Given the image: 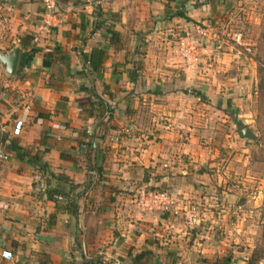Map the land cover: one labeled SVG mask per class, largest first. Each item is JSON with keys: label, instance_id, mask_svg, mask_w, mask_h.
I'll list each match as a JSON object with an SVG mask.
<instances>
[{"label": "crops", "instance_id": "1", "mask_svg": "<svg viewBox=\"0 0 264 264\" xmlns=\"http://www.w3.org/2000/svg\"><path fill=\"white\" fill-rule=\"evenodd\" d=\"M183 5L180 0H59L61 24L47 45H35L31 36L41 4L0 0V52L20 47L13 78H7L0 65V132L4 128L8 133H1L7 141L0 145L11 154L0 171V264H80L96 253L110 255L114 250L122 256L124 251L154 254L174 249L183 225L171 214H141L134 203L141 185L172 187L181 201L196 200L204 209L211 206L212 197H201L206 201L198 197L203 188L199 183H207L202 179L208 180V172L204 168L197 172L194 160L186 163L187 157L198 153L193 149V134L188 143L176 142L177 126L172 129L163 120L177 123L190 110L186 102L202 104L192 90L202 92L210 104L219 103L210 87L195 81L196 72L172 66L170 60L168 66L165 58L152 56L153 41L160 37L156 33L178 34L202 19L199 8L186 4L182 9ZM177 9L191 20L174 16ZM19 37L23 45L16 43ZM139 37L148 43L141 69L134 66ZM94 48L107 54L97 69L88 65ZM92 91L114 108L112 117L96 120L88 111L90 102L93 108L100 105L95 104ZM156 98L178 99L183 106L175 110L176 103L174 108L162 105L158 121L156 117L141 121L142 106ZM193 116L187 115L197 119L196 113ZM19 120L22 127L14 135ZM11 139L31 155L39 152L41 162L18 160L8 148ZM59 176L68 181L58 180ZM58 187L75 200V215L66 202L48 199L47 190ZM201 213L205 219L212 218ZM77 232L82 233L77 236L79 249L72 247ZM104 236L110 241L101 239ZM159 261L168 260L162 256Z\"/></svg>", "mask_w": 264, "mask_h": 264}, {"label": "rangeland", "instance_id": "2", "mask_svg": "<svg viewBox=\"0 0 264 264\" xmlns=\"http://www.w3.org/2000/svg\"><path fill=\"white\" fill-rule=\"evenodd\" d=\"M180 3L196 6L203 12V17L178 34L156 33L160 37L152 39L153 59L165 58V62L170 60L172 66L196 72L195 81L210 87L214 101L219 104H210L202 92L192 90L191 95L199 97L202 104L186 102L187 108L190 107L186 113L191 116L196 113L197 119L188 118L187 114L178 117L177 123L163 122H168L172 129L177 126L176 142L188 143L189 136L193 134V149L198 153L192 158L187 157L186 163L194 160L196 171L201 172L204 168L209 175L208 180L202 179L207 183H199L203 188L197 195L200 198L212 197L211 206L206 205L204 209V204L196 200V203L180 200L178 205L182 209L194 205L200 214H210V220L219 221V224L211 223L201 215V225L191 229L185 225L181 215L168 212L176 223L183 225L180 228H184L177 245L172 247L174 249L147 253L139 263L133 261L135 254L142 252L137 250H133L132 255L124 254V251L122 256L116 250L110 255L96 253L92 259L106 257V260L101 259L104 264L125 259H130L133 264H264V0H180ZM196 25H210L213 30L200 35L196 33ZM187 31L197 40L194 43L197 52L191 61H187L178 50L180 38ZM143 39L139 37L136 47L137 60L142 64L144 56L141 53L148 50V43ZM174 103L175 110H180L178 106L182 103L178 99L162 102L156 98L154 102H147L139 113L141 121L151 122L153 117L158 121L164 112L160 106L174 108ZM87 109L96 120L112 117L114 110L109 107L105 111L99 106L95 109L91 104ZM244 126L254 131L255 140L242 139L237 135ZM190 127H194V133ZM5 130L2 133L8 136ZM200 160L204 161L203 166H200ZM142 188L150 189L141 185L138 190ZM161 189L176 194L172 187L163 186ZM70 199L64 195L57 202L61 205L66 202L68 206ZM209 225L213 227L209 228ZM80 233H76L72 246L77 249L80 248L77 238ZM101 239L109 242L111 237ZM162 256L168 261L160 262Z\"/></svg>", "mask_w": 264, "mask_h": 264}, {"label": "built area", "instance_id": "3", "mask_svg": "<svg viewBox=\"0 0 264 264\" xmlns=\"http://www.w3.org/2000/svg\"><path fill=\"white\" fill-rule=\"evenodd\" d=\"M42 6V12L39 15L36 23V30L31 36V42L33 44H46L49 42L52 32L61 24V18L58 14L59 0H37ZM1 27V25H0ZM210 25L199 26L196 25V33L200 35H206L207 32L212 31ZM194 34L191 32H185L180 38L178 44V50L182 56L191 61L192 56L196 55V45L194 43L197 40L194 38ZM16 43H21V38L16 39ZM22 127V121L19 120L14 125L13 134L18 135ZM4 128L1 129V133L5 132ZM4 134V133H2ZM59 138V137H58ZM10 152L5 146L0 145V171L4 163L10 160ZM179 198L176 194L168 190H152L142 188L137 190L134 197V203L137 210L141 214H165L172 213L182 217L185 225L191 229L197 228L201 225L203 219L202 214L198 211V208L194 205H188L186 208L182 209L179 204ZM9 256V253L5 254Z\"/></svg>", "mask_w": 264, "mask_h": 264}, {"label": "trees", "instance_id": "4", "mask_svg": "<svg viewBox=\"0 0 264 264\" xmlns=\"http://www.w3.org/2000/svg\"><path fill=\"white\" fill-rule=\"evenodd\" d=\"M168 5H169V3H168ZM185 5L182 6V9L186 8ZM188 7H196V6H188ZM173 15L176 16V17H182V18H184V19H186L188 21L191 20L189 17H187L184 14V11L181 10V9H177L176 12ZM112 35L115 36L118 39L119 34L117 32H113ZM21 45H23L22 40H21ZM136 53H138L137 50H136ZM144 54H145V52L141 53L142 56H144ZM106 58H107V54H106V50L105 49H103V48H94L89 53L88 65H89V67L91 69L101 68L103 66V63H104ZM134 66L137 69H141L142 68V63L137 60L136 62H134ZM92 94H93L94 98L97 100L95 102V104L100 103L99 106H102V108H104L105 111L108 110L109 107L106 104V102L103 101V100H100V96L95 91H92ZM90 104H91V102H90ZM91 105H92V107H94L93 103ZM6 141H7L6 137H2L1 138V143L4 144V143H6ZM8 148L10 149V151H12L14 153V155L16 156V158L18 160L28 159V161H31V162H39V163L41 162V155L39 154V152L35 153L34 155H31L26 150V148L21 147L15 139H11L8 142ZM41 168L42 169L46 168V165H44V164L41 165ZM91 170H97L98 172H100L101 168L100 167H92ZM51 176L54 177L53 174H51ZM58 180H60V181L61 180L68 181V178L65 177V176H59ZM152 190H156V189L152 188ZM158 190H165V189H158ZM64 195H65V197H67V196L69 197V191H66L65 189H62V188H59V187L56 188V189L49 188L47 190L48 199H50V200H52L54 202H57L60 198H63ZM70 201H71L70 202L71 204H68V209L73 215H75L76 212H77V204H76L75 200H73V199L70 200ZM147 253L151 254V252H147L145 250H142V252H139V253L135 254L133 261L136 262V263H139L141 261V259L146 256ZM251 263H254V261L251 260ZM80 264H104V263L102 262L101 259L98 258V259H86V260H83V262L80 263ZM224 264H227V263H224Z\"/></svg>", "mask_w": 264, "mask_h": 264}, {"label": "water", "instance_id": "5", "mask_svg": "<svg viewBox=\"0 0 264 264\" xmlns=\"http://www.w3.org/2000/svg\"><path fill=\"white\" fill-rule=\"evenodd\" d=\"M20 55L19 45L14 46L9 52L2 53L0 52V65L3 67V72L7 78H13L15 76L18 60ZM237 135L242 139L255 140L256 134L251 130L250 127L244 126L237 131ZM0 143H1V132H0ZM204 264H223V263H214L206 262Z\"/></svg>", "mask_w": 264, "mask_h": 264}]
</instances>
